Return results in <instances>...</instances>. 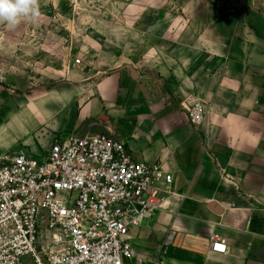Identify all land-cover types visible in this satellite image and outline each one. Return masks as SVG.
Instances as JSON below:
<instances>
[{
	"label": "crops",
	"instance_id": "0c3cea01",
	"mask_svg": "<svg viewBox=\"0 0 264 264\" xmlns=\"http://www.w3.org/2000/svg\"><path fill=\"white\" fill-rule=\"evenodd\" d=\"M256 19L257 31L237 33L229 46L202 37L197 47L175 48L176 58L168 56L173 47H162L165 60L155 69L165 88L148 84L152 78L141 72L102 78L80 110L86 131L57 137L109 134L135 160L161 163L174 174L173 188L184 198L131 229L128 264H264V21ZM68 96L20 98L31 101L12 112L13 134L2 137L0 152L37 147L32 137L21 140L59 126L56 115ZM191 99L206 107L199 127L178 107ZM5 117L0 110V123ZM213 234L226 240L227 253L212 252Z\"/></svg>",
	"mask_w": 264,
	"mask_h": 264
},
{
	"label": "rangeland",
	"instance_id": "374dc122",
	"mask_svg": "<svg viewBox=\"0 0 264 264\" xmlns=\"http://www.w3.org/2000/svg\"><path fill=\"white\" fill-rule=\"evenodd\" d=\"M38 3L40 15L34 20L22 19L15 28L0 23V110L6 116L0 123V140L3 136L10 138L12 131L7 124L12 112L21 111L23 103L31 101L20 98L69 95L63 99L67 102L65 107L56 115V119L61 118L59 126H51L47 132L42 126L21 140L31 137L36 140L37 147L34 144L26 149L38 158L46 155L62 133L86 131L89 124L80 120V110L102 78L117 71L132 75L141 72L152 78L148 84L165 88L155 69L160 60H165L162 47H173L168 56L176 58L179 52L175 48L197 47L202 37L229 46L237 33L257 31L252 22L255 15L257 23L264 21L261 20L264 0H38ZM197 101L184 100L178 107L186 115L184 106ZM45 105L48 109L53 106ZM39 117L44 118L34 115L33 119ZM48 136L52 141L44 143ZM21 148L17 144L16 149Z\"/></svg>",
	"mask_w": 264,
	"mask_h": 264
},
{
	"label": "built area",
	"instance_id": "2783aa9c",
	"mask_svg": "<svg viewBox=\"0 0 264 264\" xmlns=\"http://www.w3.org/2000/svg\"><path fill=\"white\" fill-rule=\"evenodd\" d=\"M184 107L205 122L202 102ZM174 180L105 133L57 138L42 159L0 153V264H128L131 229L184 198ZM211 250L227 253L226 240L213 234Z\"/></svg>",
	"mask_w": 264,
	"mask_h": 264
},
{
	"label": "clouds",
	"instance_id": "9594fccd",
	"mask_svg": "<svg viewBox=\"0 0 264 264\" xmlns=\"http://www.w3.org/2000/svg\"><path fill=\"white\" fill-rule=\"evenodd\" d=\"M38 0H0V23L15 28L22 19L34 20L39 17Z\"/></svg>",
	"mask_w": 264,
	"mask_h": 264
}]
</instances>
